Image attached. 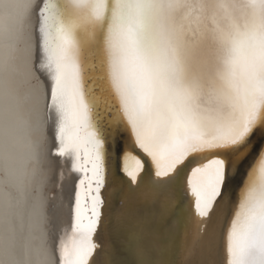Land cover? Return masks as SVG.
<instances>
[{"label":"snow or ice","instance_id":"1","mask_svg":"<svg viewBox=\"0 0 264 264\" xmlns=\"http://www.w3.org/2000/svg\"><path fill=\"white\" fill-rule=\"evenodd\" d=\"M21 7L0 39L6 158L23 74L36 160L71 177L67 212L63 184L41 205L64 230L46 264H264V0ZM14 201L4 264H31Z\"/></svg>","mask_w":264,"mask_h":264},{"label":"bare ground","instance_id":"2","mask_svg":"<svg viewBox=\"0 0 264 264\" xmlns=\"http://www.w3.org/2000/svg\"><path fill=\"white\" fill-rule=\"evenodd\" d=\"M27 0H0V39L3 37L6 23L18 27L23 16V8ZM28 31H31L30 26ZM19 101L21 117L14 124L13 137L9 145L6 158L5 128H4V84L3 73L0 69V264H4V205L8 192L15 197V203L22 209V217L17 218L18 228H22L23 246L19 259H30L31 264H46L47 257L38 255V250L48 244L60 242L64 235L62 226L48 223L50 219L43 212L41 205L44 199L53 196V189L59 197L60 186L64 185L65 196L62 201L64 211L67 212L66 189L71 181L67 167L59 162L53 171L47 162L38 163L35 156L33 136L36 130L27 121L26 106L30 97V87L23 74L18 79ZM44 124L41 119L39 131L43 132ZM150 166V162L146 160ZM7 184V189H6ZM60 204L58 198L55 201Z\"/></svg>","mask_w":264,"mask_h":264}]
</instances>
